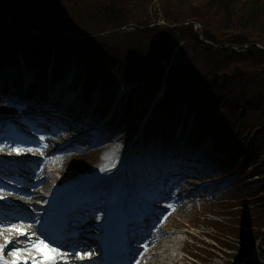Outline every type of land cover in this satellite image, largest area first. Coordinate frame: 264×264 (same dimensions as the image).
<instances>
[{"label":"trees","instance_id":"16d2710c","mask_svg":"<svg viewBox=\"0 0 264 264\" xmlns=\"http://www.w3.org/2000/svg\"><path fill=\"white\" fill-rule=\"evenodd\" d=\"M155 1L109 0L105 4L102 0H0V12L8 7L14 24L27 22L30 29L61 32L64 36L70 33L98 37L125 25H134L140 39L139 48L150 51L149 69L153 78L162 79L164 62L169 60L170 52L184 44L183 49H190L193 58L185 70L178 68L169 72L170 87L177 90V86L184 85L188 90L202 86L211 91L220 104L235 106L238 100L237 103L243 105L238 107L258 111L260 106L264 110V69L259 72L262 75L255 70L227 71L232 64L264 67V49L257 46L264 47V0H158L160 12L155 9ZM93 10L112 17V30L107 28L98 33L85 22L81 15L91 14ZM159 14L164 22L180 27L150 28L160 19ZM186 23L189 25H184ZM194 23L202 26L200 34L194 31ZM218 31V35L227 37L225 42L219 40ZM106 37L117 42L115 33ZM91 43L98 47L94 40ZM129 54L137 53L130 51ZM245 83L253 88L246 89ZM260 117L264 122V114L256 120ZM262 175L259 183L264 189V171Z\"/></svg>","mask_w":264,"mask_h":264},{"label":"rangeland","instance_id":"374dc122","mask_svg":"<svg viewBox=\"0 0 264 264\" xmlns=\"http://www.w3.org/2000/svg\"><path fill=\"white\" fill-rule=\"evenodd\" d=\"M108 1L109 0H102V2L105 4L109 3ZM86 14L87 15L82 14L81 17L85 20L86 23H88L91 27H93L98 33H102V31L107 28H110V30H112L111 29L113 28L112 24L114 23L112 20V17L104 16L101 12H95V10H93L91 14H88V12ZM71 16L73 18H76V16L74 15H71ZM218 33L219 31L217 32L216 35L218 36L219 40L225 42L227 37L223 38V35L222 34L218 35ZM114 38L117 40L116 43L110 40V38L106 37L105 40L108 42L110 41L111 44L110 46L103 44L102 53L99 54V56L104 57V59H102L94 69V70H102L104 67L106 68L109 67V70L107 72L108 78L103 79L102 81L99 82V84L95 83L92 80L90 82H87L84 88L85 90H87L86 96L88 100H91L92 97H94V95H99V94H101L102 96L104 95L110 96V98L115 99V97H117L119 93H122V94L124 93L125 86H126L125 84L127 80L129 79H131V81H129L130 84L127 86V89L128 87L129 89L135 88V87L136 88L133 89L132 92H130L128 95L130 97L129 101L132 103V105L127 106L126 112H124L125 118H124L123 126L120 127V135L116 143L117 145L116 154L110 159H108L109 157L105 159L104 157L105 152L94 153L88 156L79 157L78 159H72L69 162V163H72V162L77 163L83 168L89 169V170H92L95 167L96 164L94 162L98 160H99L98 162L100 161L103 162L105 164V167L108 166V164H112V163L116 164L122 161L123 154L125 151L126 141L132 138L134 134L137 133L139 129H141V124L143 122L140 120V118L142 116V113L149 110V106H150V96H151L150 91L145 92V89L143 86H138V82L132 81L133 79H135L132 73L137 74V76L135 77H138L142 73L141 67L139 69L137 68L136 61L133 62L135 67L129 66L128 68L129 71L126 73L125 72L122 73V75H120V77L117 78L115 76V71L116 69L118 71L117 66L119 65V63L118 62L116 63L117 64L116 67L110 66L105 59L107 56H110L113 54V48H114L113 46H115L119 42L123 43V41H125L130 45H135L136 47H138L140 43L139 35L136 32H130L129 30H125V31H120L118 34L115 35ZM250 39H252V36L250 37ZM106 41L104 42L107 43ZM98 42H100V38ZM81 50H84V48H81ZM187 50L188 51H184V52L181 51V52L175 53L176 54L175 56L176 65L184 67L188 64L189 60L191 59V50L188 48ZM140 63H141V59H140ZM67 66H68V69L66 68ZM73 67L74 66L72 64L65 65L64 67H62V71L68 72V70H71V72H73L74 71ZM263 69L264 67L262 66L252 67V65L247 63V64H238V65L232 64L230 68L227 69V71L230 73H235L240 70H249V71L255 70V71H258V72H255L256 74L262 75V73H259V72L262 71ZM94 70H93L92 76L96 75ZM244 81H247V79H244ZM244 87L246 89L253 88L252 86H248V83H245ZM125 100H127V97ZM123 105L125 104L123 103ZM0 108H1V105H0ZM216 109L218 111L217 115L221 117L224 114V111L222 110L221 107H217ZM261 111H262V114H261ZM256 113L258 114V116H261L264 114V110H261L259 106L258 111H256ZM256 113L252 111L248 112L245 115V117H243L242 119L239 118L236 122L234 123L231 122L233 132L227 133L225 135V136H228V138H225V141L227 144H229V137H232L234 144L238 145V146H235L234 149L239 150L241 149L240 147H242V145H244V148L251 147V150H252L251 158H245V156H243L242 154H239L240 153L239 152L238 157L237 158L235 157L234 160H231L229 154L225 152V150H227V146L223 145L222 152H225L227 157L220 156L221 163H216L213 167H211V168L219 167L221 169L215 174L216 176H224L231 169L232 170L237 169L238 173L240 174V179H242L244 175H246L251 169H253L256 166V161H260L262 158H264V143L259 144L258 139L254 141L252 139L251 141L248 142V139L249 137H252V134L249 132L247 120H249L250 118H255L254 116H256ZM213 122L215 123L216 119H213ZM147 123H148V126L146 128L145 137H144L145 138L144 149H146L148 146L156 147L155 143H153L154 141L150 143L151 139L148 138V135L153 133V136L155 137L154 133L155 132L157 133V131L158 133H161L162 129L164 132L167 131L169 135H172L173 133H178V131L181 130L180 128L187 130V125H190L189 130L191 131V133L193 134L197 133L195 137L196 139H200L199 133H198L200 132V128L197 126L198 123L195 120H190V117H187V108L185 106V103L182 105H178L173 111H170L168 115L161 114L160 109H157V111L150 117V120H148ZM177 124H179L180 127ZM132 127L134 128L133 131L131 130ZM261 136L263 137L264 133H262ZM138 142H139V139L135 141L136 145L131 147L132 149L138 150L137 156L132 155V159L134 156L136 160L140 159L139 156H141L142 151H143L142 143L137 144ZM253 147H254V150H253ZM206 151H208V149ZM60 167H61V161L59 160L57 161L55 168L59 169ZM77 168H80V167H77ZM48 170L50 171L51 167H48ZM260 171L261 170H258L257 172L259 173ZM69 172H72V171H70L67 168H64L62 171L64 176L66 173H69ZM72 173L75 176H77L78 174L77 171L72 172ZM119 174L120 173L117 172L116 176ZM120 177H123V174H120ZM57 178L59 177H56V179ZM248 178L249 177H247V179ZM195 181H198L200 185L196 186V188L188 186L187 189H191L196 192L201 191V194H198L197 197H194L191 203L185 205L182 208L181 212L177 214L173 219H171L168 222L166 228L164 229V231L168 233L166 235V239H168L167 242H171V243H168L167 245L172 247V250L170 252H167V251L165 252V250H160V251L155 252L157 254L160 253L161 254L160 256L162 257L163 256L167 257V255L168 257H172L173 262L168 263V264H175L174 260L179 261L178 256L179 258L182 256V249H184V246H185V251L186 250L191 251L194 248L193 244L189 242L186 245H184V242H186L185 234H189V233L192 234L194 232L200 233L201 231H204L205 227H202V226L204 224H205L204 226H206V223L204 222L199 223L200 221H202L200 218V215H204L210 212V205H212L214 209H219V206L221 205H226L224 207H227V205H231V202L227 204L226 202H222L221 200L217 201L218 196H216V192L218 191V189L221 188V186L223 185L227 186L229 179L228 180L227 179L216 180L213 178L212 175L211 176L207 175L206 178L204 176L203 178L196 179ZM195 181H190V182H195ZM51 182L52 180H50V183ZM252 188L255 189V187H252ZM207 199H209V201L211 199H217L216 200L217 202L208 204L209 201H207ZM258 201L260 200L251 201L249 203L253 204ZM243 206H246V205H243ZM253 210L257 214H260L264 210V205H262L259 208H254ZM214 212L218 214L219 216L223 217V219L226 220L228 223L230 224L234 223V215H232V212L230 210H226V212L224 213H221L220 210H215ZM223 233L227 234L228 230H224ZM174 241L177 244L176 246L173 244ZM20 248L23 250L30 251L27 244L24 246H21ZM261 255H262V251L256 252L255 253L256 259H258V257H260ZM221 259H224V262L222 264H226L227 258L225 257L222 258L221 256ZM255 264H261V262L258 260L256 261Z\"/></svg>","mask_w":264,"mask_h":264},{"label":"bare ground","instance_id":"6f19581e","mask_svg":"<svg viewBox=\"0 0 264 264\" xmlns=\"http://www.w3.org/2000/svg\"><path fill=\"white\" fill-rule=\"evenodd\" d=\"M25 67L27 68V66H25ZM60 71H61V68H59V69L56 68L50 73L49 77H46V75H45L44 78H41L39 80H35L34 83H32V84H30L28 86L27 85L24 86V83H23L22 79L19 78V77H17V78L13 77V80L0 77V92H2L3 94L9 95L11 93V90H15V91L17 90V91L25 93L26 94L25 96L28 97V98H29V96L37 98L38 95L46 93V90H47L52 95H55L56 98H58L59 101L61 102L64 99V94H63L64 90L60 89L61 84H55L57 82L58 76L61 73ZM27 75H28V72L26 73V76ZM27 78L30 79V77H27ZM28 82L29 81L26 80V83H28ZM73 86H74L73 84L70 85V87H69L70 88V92H71V87L74 90L76 89ZM77 88H78V85H77ZM86 94H87V90L82 91L80 94H78L79 99L85 101ZM84 95H85V97H84ZM99 99H100V96L97 98V100H99ZM41 100H43V99H41ZM75 104H78V105H73L74 107L71 108V109L68 108L64 112V116L65 117H67V116H76V117L73 118V122H74L73 124L80 126V123L83 120L82 117H80V116H82V114H80V115L77 114L76 110L82 109V107H81V104L78 103V100L75 101ZM57 106H58V103H57ZM77 107H81V108H77ZM118 117L123 118L122 113H120ZM84 118H86V116H84ZM122 122H123V119L121 120V123ZM189 126L190 125H187V130H183L182 135L180 136V138L183 139L182 140L183 143H182L181 146L186 147V151H190L191 145H192L191 141L193 139L192 136L194 135L189 130ZM80 127L83 129L82 126H80ZM80 130H81L80 128H78L77 130H74V129L63 130L61 133L57 134V135H59V136H57V140L60 141V142H64L65 146H72V144L74 142L77 143L78 146H81V143L83 141L89 140L90 136H83V137H79L78 139L73 138L74 137V132L76 133V132H79ZM71 138H73V139L70 140ZM148 138L151 139L150 141L156 140V138L153 136V134H149ZM184 140H185V145L186 146H184ZM117 141H118L117 133H114V135H112L111 138H108V139L104 140L103 143L106 144V146L104 147V151H105L104 157L105 158L106 157H110V156H112L114 154V152L116 150V142ZM175 141H176V139L173 140V143H175ZM54 144H56V142H51V141H49L48 144H47L46 149L48 150V154L49 155L51 153L50 147L53 146ZM174 148L180 149L177 146H175ZM208 151L214 157L215 164L216 163H221V160H220V158H219V156L217 155L216 152H214L211 149L208 150ZM185 152H179V153H177L176 156L179 157V158H182L184 160V158H186L184 156ZM158 157H159V155H158ZM208 160H211V157ZM214 162H212V163H214ZM52 163L53 162L51 160L47 161V164H52ZM148 165H149L148 162H144L143 164L139 165V167L136 168L137 172L138 173L146 172V168H147ZM113 173H114V169L112 167L107 168V170H105L102 173V175H100V177L103 178V181L100 180V185L103 186V187H108L110 185L111 177H112ZM69 176L71 178H73L72 175H69ZM51 178H52L51 174L47 173V176L44 179V182L42 184H40L39 188H41L43 191H47L48 189H50L49 192H53V188L49 184V180H51ZM130 184H131V182H130ZM63 191H64V188L59 190L58 194H62ZM36 196H38L40 198V195H37V194L34 195V197H36ZM29 201H30V198L27 199V202H29ZM177 203L180 206V203L179 202H177ZM179 213H180V211H178L176 214H179ZM172 218H174V217H172ZM5 234H6V232H5ZM6 237L8 238V241L11 242V241H13L14 239L17 238V233H15V234H11L10 233V235H6ZM78 242H79V239H78V241H76V243H78ZM168 243H171V242H167V243L161 242V243H159L157 245V247H158L159 250H165V252L166 251L170 252L172 250V247L168 246L167 245ZM173 244L175 246L177 245L175 243V241L173 242ZM160 255H161L160 253L159 254H157V253H147V251H145L144 252V258H143L141 264H164V263L168 264L169 262H173L172 257H168V255H167V257H164V256L162 257Z\"/></svg>","mask_w":264,"mask_h":264},{"label":"snow or ice","instance_id":"6c2138e0","mask_svg":"<svg viewBox=\"0 0 264 264\" xmlns=\"http://www.w3.org/2000/svg\"><path fill=\"white\" fill-rule=\"evenodd\" d=\"M41 139H43V137H41ZM45 147H47V145H45ZM17 155H20L24 149H21L19 147H16V148H13L12 149ZM27 151L31 152L33 151V149L29 148L27 149ZM37 151H39V149H37ZM42 154V153H41ZM9 231H17L20 235H25V233L20 230V229H17L15 227L11 228V229H8ZM10 241H7L6 240V243H9ZM48 245L45 244V242L43 240H38V241H35L33 242V245H32V249L36 252H41L42 249H45L47 248ZM3 251H4V245H0V264H17V261L15 259H13L12 261H7L3 258ZM50 252L54 253V255L52 256H48L46 258V264H56V258L57 257H64L66 256V253H61V252H58L56 248H51L49 249ZM19 253L16 252V251H13L11 253V255L13 257H16ZM82 258V257H81ZM34 264H37L36 261H34ZM65 264H67V262L65 261Z\"/></svg>","mask_w":264,"mask_h":264}]
</instances>
